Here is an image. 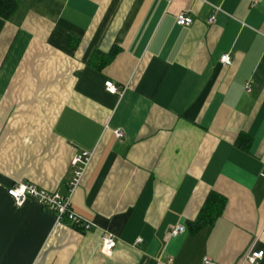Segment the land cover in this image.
Instances as JSON below:
<instances>
[{
  "label": "crops",
  "instance_id": "obj_1",
  "mask_svg": "<svg viewBox=\"0 0 264 264\" xmlns=\"http://www.w3.org/2000/svg\"><path fill=\"white\" fill-rule=\"evenodd\" d=\"M17 1L0 16V264H251L264 251V0ZM83 151L71 203L93 228L9 195L16 181L66 195ZM212 193L222 213L192 231Z\"/></svg>",
  "mask_w": 264,
  "mask_h": 264
},
{
  "label": "built area",
  "instance_id": "obj_2",
  "mask_svg": "<svg viewBox=\"0 0 264 264\" xmlns=\"http://www.w3.org/2000/svg\"><path fill=\"white\" fill-rule=\"evenodd\" d=\"M218 11L219 8L215 7ZM216 13V12H215ZM215 13L209 18L210 23L216 21ZM193 19L190 15L184 12H180L177 15V24L180 26H187L192 23ZM221 61L225 64L232 63V55L225 53L221 56ZM106 88L111 93H120V88L112 80L106 81ZM249 88V85L247 86ZM117 138H122L124 132L122 129H117L115 131ZM93 158V153L88 151H83L80 154H77L72 163L75 166L74 175L70 181L69 191L66 195L61 194L59 191H49L46 189H41L33 183H27L23 181H16L10 187H8L9 195L16 201L17 204L22 205L27 200H33L40 204L43 208L54 212L57 217V221H62L63 219H69L72 224L76 227H80L85 230L93 228L94 223L78 215L72 209L71 198L75 190L82 183L83 177L85 175L86 169L91 163ZM186 231L185 225H176L171 227L168 232L169 237H176L179 234H182ZM142 241L139 238L136 241V244ZM117 244L115 235L111 233H105L102 236V249L106 253H111ZM264 255V251H254L251 250L246 255V261L251 264H256ZM204 264H213L209 259H205Z\"/></svg>",
  "mask_w": 264,
  "mask_h": 264
},
{
  "label": "trees",
  "instance_id": "obj_3",
  "mask_svg": "<svg viewBox=\"0 0 264 264\" xmlns=\"http://www.w3.org/2000/svg\"><path fill=\"white\" fill-rule=\"evenodd\" d=\"M18 6L17 0H0V16L9 18ZM225 200L216 193H212L206 200L197 218L190 222L192 231L199 230L211 224L223 211Z\"/></svg>",
  "mask_w": 264,
  "mask_h": 264
}]
</instances>
